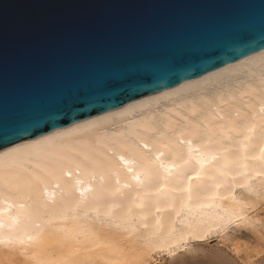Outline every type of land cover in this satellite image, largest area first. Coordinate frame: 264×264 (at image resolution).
<instances>
[{
	"label": "bare ground",
	"instance_id": "6f19581e",
	"mask_svg": "<svg viewBox=\"0 0 264 264\" xmlns=\"http://www.w3.org/2000/svg\"><path fill=\"white\" fill-rule=\"evenodd\" d=\"M261 201L264 50L1 149L0 264H237Z\"/></svg>",
	"mask_w": 264,
	"mask_h": 264
},
{
	"label": "water",
	"instance_id": "95a60500",
	"mask_svg": "<svg viewBox=\"0 0 264 264\" xmlns=\"http://www.w3.org/2000/svg\"><path fill=\"white\" fill-rule=\"evenodd\" d=\"M261 50L264 0H0V150Z\"/></svg>",
	"mask_w": 264,
	"mask_h": 264
},
{
	"label": "rangeland",
	"instance_id": "374dc122",
	"mask_svg": "<svg viewBox=\"0 0 264 264\" xmlns=\"http://www.w3.org/2000/svg\"><path fill=\"white\" fill-rule=\"evenodd\" d=\"M253 213L259 220L257 228L246 225L235 226L228 230L227 239L224 241L219 242L217 239H212L209 243H206L207 245H204L207 248L213 247L223 250L225 249V251L235 257V259L237 257L239 262L240 260L238 256L236 254H234L235 256L232 254V248L238 245L240 258L247 260L248 257L256 254L257 252H260L261 259L264 258V201L257 204ZM156 258L157 260L151 261V264H167L168 262L166 255L156 256Z\"/></svg>",
	"mask_w": 264,
	"mask_h": 264
},
{
	"label": "snow or ice",
	"instance_id": "6c2138e0",
	"mask_svg": "<svg viewBox=\"0 0 264 264\" xmlns=\"http://www.w3.org/2000/svg\"><path fill=\"white\" fill-rule=\"evenodd\" d=\"M201 166H203V161H201ZM189 179H191V177H189ZM216 187H219V185H216ZM204 205H201V207H203ZM222 219V217H221ZM29 239H31V237H28ZM15 239H18V238H14L12 236H9V237H5L4 234H3V224H0V242H5L7 241L8 243H12L14 242ZM21 243L23 242L22 240L20 241ZM188 251H191V250H188ZM169 255H175V253H169Z\"/></svg>",
	"mask_w": 264,
	"mask_h": 264
}]
</instances>
